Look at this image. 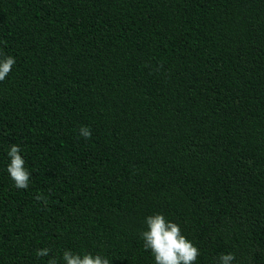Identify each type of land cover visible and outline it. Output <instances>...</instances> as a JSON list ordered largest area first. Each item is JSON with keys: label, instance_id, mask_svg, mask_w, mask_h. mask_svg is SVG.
<instances>
[{"label": "trees", "instance_id": "1", "mask_svg": "<svg viewBox=\"0 0 264 264\" xmlns=\"http://www.w3.org/2000/svg\"><path fill=\"white\" fill-rule=\"evenodd\" d=\"M5 55L0 264H155L157 213L195 264H264V0H0Z\"/></svg>", "mask_w": 264, "mask_h": 264}, {"label": "clouds", "instance_id": "2", "mask_svg": "<svg viewBox=\"0 0 264 264\" xmlns=\"http://www.w3.org/2000/svg\"><path fill=\"white\" fill-rule=\"evenodd\" d=\"M16 60L13 56L5 55L0 59V82H3L11 73ZM79 134L89 139L91 131L88 126H82ZM22 149L18 145H11L7 155L10 163L7 172L14 181L17 189H27L31 181V172L26 167V161L21 154ZM37 200L43 199L37 196ZM147 230L141 232L144 241V249L150 250L154 256L155 264H195L200 255L199 248L186 236L182 234L181 228L177 223L169 221L162 214L148 216L145 221ZM47 248L38 249L37 256L44 257L49 255ZM63 261L65 264H111V261L100 254L90 252L74 253L72 250H64ZM219 264H232L235 260L234 253L221 254L218 258ZM48 264H58L56 258L49 259Z\"/></svg>", "mask_w": 264, "mask_h": 264}]
</instances>
